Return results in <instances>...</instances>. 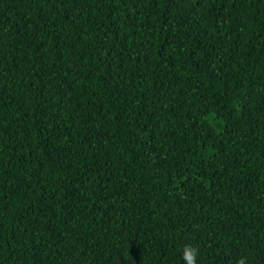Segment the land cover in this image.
<instances>
[{
  "label": "trees",
  "instance_id": "trees-1",
  "mask_svg": "<svg viewBox=\"0 0 264 264\" xmlns=\"http://www.w3.org/2000/svg\"><path fill=\"white\" fill-rule=\"evenodd\" d=\"M264 264V0H0V264Z\"/></svg>",
  "mask_w": 264,
  "mask_h": 264
},
{
  "label": "clouds",
  "instance_id": "clouds-1",
  "mask_svg": "<svg viewBox=\"0 0 264 264\" xmlns=\"http://www.w3.org/2000/svg\"><path fill=\"white\" fill-rule=\"evenodd\" d=\"M200 254L198 247L191 244L185 245L182 252V260L184 264H197V258ZM236 264H246L245 258H240L237 260Z\"/></svg>",
  "mask_w": 264,
  "mask_h": 264
}]
</instances>
